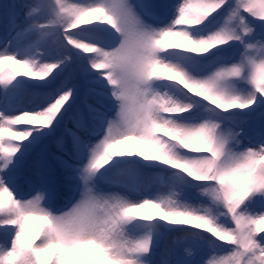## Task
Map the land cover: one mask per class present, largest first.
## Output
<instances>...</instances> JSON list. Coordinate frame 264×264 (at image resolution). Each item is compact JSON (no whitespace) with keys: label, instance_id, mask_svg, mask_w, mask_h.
<instances>
[{"label":"snow or ice","instance_id":"obj_1","mask_svg":"<svg viewBox=\"0 0 264 264\" xmlns=\"http://www.w3.org/2000/svg\"><path fill=\"white\" fill-rule=\"evenodd\" d=\"M0 264H264V0L0 3Z\"/></svg>","mask_w":264,"mask_h":264},{"label":"rangeland","instance_id":"obj_2","mask_svg":"<svg viewBox=\"0 0 264 264\" xmlns=\"http://www.w3.org/2000/svg\"><path fill=\"white\" fill-rule=\"evenodd\" d=\"M7 2V1H6ZM78 82V81H77ZM83 98V89H81V95L77 98L76 104L80 107H83L81 101ZM92 102V101H90ZM69 127H72L71 123H68ZM60 135V131L57 132V137ZM83 135V133H81ZM56 137H52L48 140V143L44 144V150L39 148L36 150V152H33L24 162H23V168L22 172L25 178L28 179H35L34 175V168H33V160L36 158L37 152H43L45 159L47 160V166L50 168V179L52 181L51 187L53 189V192L59 193L58 197H60L59 201H55L57 206H60L65 199H67L71 193L68 189V187L65 189V185L67 186L69 181L66 179V173L64 169L60 166V164L54 159V156L64 155L63 152L56 146L55 143ZM68 144V146H67ZM65 146L70 150L71 149V141L69 138L65 137ZM43 147V145H42ZM65 159L67 157L65 156ZM56 181H61L59 185H55ZM65 190V191H64ZM55 193V194H56ZM55 196V195H54Z\"/></svg>","mask_w":264,"mask_h":264},{"label":"bare ground","instance_id":"obj_3","mask_svg":"<svg viewBox=\"0 0 264 264\" xmlns=\"http://www.w3.org/2000/svg\"><path fill=\"white\" fill-rule=\"evenodd\" d=\"M5 2L7 1V0H4ZM2 2H3V0H2ZM71 47V46H70ZM10 67H13V68H16L18 71H22V69H20V67L18 66V65H15V64H10L9 65ZM50 139V138H49ZM48 139V140H49ZM48 140L45 142L46 144L48 143ZM67 146H68V144H67ZM41 149H45L44 148V145H43V147L41 146ZM61 183V181H56L55 182V185H59ZM67 188V186L65 185V189ZM65 191V190H64ZM59 193H56V192H54V195H55V201H59V199H60V197H58V195H60V192H62V191H58ZM56 193V194H55Z\"/></svg>","mask_w":264,"mask_h":264}]
</instances>
